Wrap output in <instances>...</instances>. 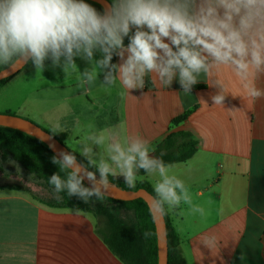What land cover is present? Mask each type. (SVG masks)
I'll return each instance as SVG.
<instances>
[{"label": "crops", "instance_id": "1", "mask_svg": "<svg viewBox=\"0 0 264 264\" xmlns=\"http://www.w3.org/2000/svg\"><path fill=\"white\" fill-rule=\"evenodd\" d=\"M76 64L81 71L88 67L80 58ZM79 70L63 72L51 61L44 71L30 65L0 94L20 90L14 113L55 135L66 133L67 147L78 155L90 132L106 137L103 146L88 141L97 158L106 157L112 139L123 144L139 136L154 153L169 133H191L198 141L196 153L171 164L169 175L185 183L192 205L182 202L171 210L166 205L181 237L184 263L264 264V98H251L227 68L202 74L196 84L202 87L190 93L183 92L178 79L166 87L152 73L142 90L129 91L119 80L106 86L102 75L84 83ZM255 84L264 89V75ZM217 94L225 96L223 104H214L211 97ZM185 113L187 118L174 125ZM56 124L61 131H53ZM0 162V264H125L97 234L100 220L94 214L53 206L55 195L35 175L12 159ZM21 169L51 194L49 200L29 184L24 195L11 182L12 172L19 175ZM158 179L137 174V182L147 180L152 187ZM193 206L203 208V214L192 212Z\"/></svg>", "mask_w": 264, "mask_h": 264}, {"label": "clouds", "instance_id": "2", "mask_svg": "<svg viewBox=\"0 0 264 264\" xmlns=\"http://www.w3.org/2000/svg\"><path fill=\"white\" fill-rule=\"evenodd\" d=\"M77 58L88 64L83 71ZM20 61H31L39 71L46 61L63 72L77 69L89 84L102 75L106 86L119 80L129 91L142 90L152 73L166 87L178 79L185 93L202 74L227 68L251 98L260 99L264 89L255 81L264 75V0H105L101 10L87 0H0V64ZM211 98L223 104L225 96ZM53 131H61L60 125ZM88 141L103 146L106 137L90 132L80 149L82 160L64 150L52 157L67 171L66 178L54 173L48 179L57 200L63 199L61 192L84 203L102 199L109 176L119 175L134 188L143 170L159 177L153 207L163 211L165 205L169 210L182 202L192 205L185 183L169 175L171 165L150 154L147 140L130 136L122 144L112 139L106 157L98 158ZM191 211L203 214L204 209L193 206Z\"/></svg>", "mask_w": 264, "mask_h": 264}, {"label": "trees", "instance_id": "3", "mask_svg": "<svg viewBox=\"0 0 264 264\" xmlns=\"http://www.w3.org/2000/svg\"><path fill=\"white\" fill-rule=\"evenodd\" d=\"M87 2L93 4L98 10L102 9V6L97 2L92 0H87ZM30 65H32L31 61L23 69ZM7 67L9 66L0 64V71ZM20 72L0 80V90ZM200 87L202 85H194L192 89ZM187 116L188 113H185L176 118L173 124L183 122ZM50 133L53 134L52 132ZM53 135L68 151L73 152L65 143L66 133ZM197 149L198 141L191 133L173 131L157 144L154 156L161 158L166 164L171 165L189 160L196 153ZM74 154L77 155L79 160H82L80 155ZM54 155L49 146L39 139L20 130L0 125L1 160L6 161L12 159L20 164L25 171L35 175L39 183L55 195V199L51 203L53 206L79 209L86 213H93L101 221L96 229L97 234L113 254L125 264H158L156 229L152 214L146 202L143 199L121 201L103 195V198L107 201L117 204L119 211L124 212L125 218L122 219L117 215L116 208L110 210L99 207L96 211H93L87 203H84L77 197H68L66 192H61L60 196L63 199L57 200L56 194L54 193V186L49 184L48 179L54 173H58L62 178H66L67 171H61L58 165L52 163V157ZM82 162L87 165L86 161ZM89 170L95 171L94 168H89ZM138 174L146 175L147 173L141 170ZM109 184L119 190L125 191H136L144 188L155 196L153 187L147 180L138 181L134 188H129L123 177L117 175L109 176ZM85 185L87 184L85 183ZM163 213L167 225L168 264H185L181 253V237L172 224V219L166 205L164 206ZM126 219L131 223L126 222ZM145 232L150 233V235L145 237Z\"/></svg>", "mask_w": 264, "mask_h": 264}, {"label": "water", "instance_id": "4", "mask_svg": "<svg viewBox=\"0 0 264 264\" xmlns=\"http://www.w3.org/2000/svg\"><path fill=\"white\" fill-rule=\"evenodd\" d=\"M92 1L99 3L101 6H103L105 3V0ZM28 62L20 61L14 66H9L1 70L0 80L17 74L28 64ZM0 125L20 130L39 139L40 141L47 144L55 155H57L60 150L68 151V149L63 146V144H61L53 134L43 129L36 123L30 121L29 119H25L11 114L0 113ZM150 154L154 156V153ZM85 183H88L87 180H85ZM104 196L121 201H133L136 199H143L146 202L152 214L156 229L158 264H168L167 225L163 211H160L153 207V200L155 196L144 188H140L136 191H125L119 190L116 187L107 188Z\"/></svg>", "mask_w": 264, "mask_h": 264}, {"label": "rangeland", "instance_id": "5", "mask_svg": "<svg viewBox=\"0 0 264 264\" xmlns=\"http://www.w3.org/2000/svg\"><path fill=\"white\" fill-rule=\"evenodd\" d=\"M19 91L20 90H16L12 94L11 91H9V90L5 91L4 90L0 94V113H6V114H11V115L22 117V115L14 113V111L17 108V106H19L20 102H21ZM4 108H10L12 110V112L10 113V112L4 111L5 110ZM22 118H24V117H22ZM0 160H1V158H0ZM15 163H16V165H19L17 162H15ZM0 164H1V162H0ZM12 173L15 175V177L11 178V182L14 185H19L21 187V189H23L21 191H23L24 195H26V190H27L26 187L29 184V187H30L29 189H31V190H32V188L36 189L37 191H34V192L37 193V195L39 197H43V198H46L48 200L51 198V194H48V192L37 183V180L35 182H34V180L33 181L31 180L32 178H34L33 175L26 173L22 169L20 170L19 175H18V173L14 172V171ZM2 180H0V183L3 182ZM110 187L114 188V186H112V185H110ZM87 204L93 211H96L99 207L108 208L110 210L116 208L117 215L120 218H122V219L125 218L124 217V215H125L124 212L119 211V206L117 204H115V203L113 204L112 202L107 201L103 197H102V199H96L95 197H93L87 202ZM92 215H93V213H92ZM126 222L131 223L130 221H128V219H126ZM100 223H101V221H100Z\"/></svg>", "mask_w": 264, "mask_h": 264}, {"label": "bare ground", "instance_id": "6", "mask_svg": "<svg viewBox=\"0 0 264 264\" xmlns=\"http://www.w3.org/2000/svg\"><path fill=\"white\" fill-rule=\"evenodd\" d=\"M108 188H111V187H110V185H109V187H108Z\"/></svg>", "mask_w": 264, "mask_h": 264}]
</instances>
